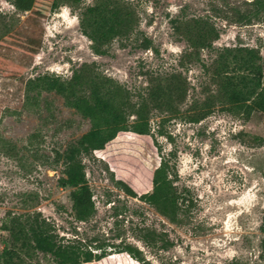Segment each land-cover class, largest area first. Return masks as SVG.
<instances>
[{
	"label": "rangeland",
	"instance_id": "374dc122",
	"mask_svg": "<svg viewBox=\"0 0 264 264\" xmlns=\"http://www.w3.org/2000/svg\"><path fill=\"white\" fill-rule=\"evenodd\" d=\"M125 1L132 4L138 25L100 57L92 53L79 25L81 12L94 0L45 14L21 12L11 0H0V254L14 248L2 228L7 218L40 213L64 242L106 244L109 251L114 244H132L151 264H264V114L245 118L217 102L201 122L185 119L195 103L216 100L210 73L226 57L225 50H233V58L240 48L258 49L264 65V13L240 21L255 13L249 4L253 0ZM194 17L207 19L219 32L199 61L187 56L191 49L172 23ZM144 38L152 40L151 48L141 47ZM83 64H96L92 70L111 80L109 87L114 82L128 90L134 102L172 74H181L188 85L179 116L152 110V136L122 132L101 152L84 156L96 207L89 222L75 220L72 189L60 186L64 166L57 154L90 131L91 122L62 96L29 84L43 75L68 81ZM163 159L176 173L170 178L181 199L195 200L187 215L180 213L178 225L140 200L152 193L154 172ZM117 181L137 197L128 196ZM147 230L167 236L173 246L147 247L141 241ZM114 254L122 255L109 264H140L127 253ZM21 256L22 264H56L51 255L38 251Z\"/></svg>",
	"mask_w": 264,
	"mask_h": 264
},
{
	"label": "trees",
	"instance_id": "16d2710c",
	"mask_svg": "<svg viewBox=\"0 0 264 264\" xmlns=\"http://www.w3.org/2000/svg\"><path fill=\"white\" fill-rule=\"evenodd\" d=\"M11 1L18 11H35L40 14L58 10L64 5L77 7L81 4V0H53L48 4H40L37 0ZM249 4L256 7L255 13L253 16L240 18V21L250 22L253 17L264 13V0H253ZM172 23L176 33L191 49L187 56L196 61L201 59L202 50L211 49L219 39L216 27L202 17L177 18ZM79 25L82 35L91 42L92 53L103 57L108 55L107 46L115 39L130 37L138 25V16L129 1L94 0L92 5L81 12ZM141 47L151 48L152 40L144 38ZM225 51L226 57L222 55L210 73L217 86L216 100L209 99L201 105L195 103L185 117L187 122H201L212 113L217 102L230 113L245 118L255 112L264 114V65L260 51L255 48H240L236 52L240 57L236 54L233 58L229 57L233 50ZM95 66L96 64H83L73 71L68 81L55 75H43L29 82L30 85L62 96L68 107L76 109L91 122L90 131L65 152L57 154L59 162L64 166L60 186L72 189V208L77 222H89L96 212L94 195L86 176L84 156L101 152L122 132L140 137L152 136V110L179 116L178 105L185 101L188 94V85L181 74H172L161 78L158 84L150 88L146 97L134 102L131 93L122 86L112 82L114 86H110L111 90L108 86L111 80L92 70ZM204 67L209 70V67ZM165 122L166 119H163L160 123L159 133L162 136ZM254 139L262 142L261 138ZM170 173L176 175L169 162L163 159L154 172L152 193L142 195L140 200L154 207L171 224L178 225L181 223L180 213L187 215L195 207V200L192 196L181 199ZM116 185L128 196L137 197L124 182L117 181ZM8 220L9 223L5 222L2 228L10 235L14 248H6L0 254V264H22L21 253L32 250L51 255L56 264H104L105 261L109 264L108 260L122 255H112L114 251L127 253L140 264H151L146 261L143 252L132 244H114L109 251L106 244L92 246L78 239L64 242L40 213L10 216ZM141 241L153 249L168 250L173 246L167 236L155 230L145 231Z\"/></svg>",
	"mask_w": 264,
	"mask_h": 264
}]
</instances>
